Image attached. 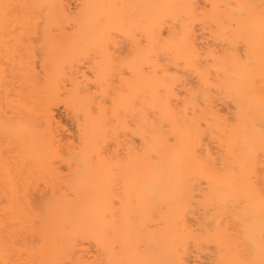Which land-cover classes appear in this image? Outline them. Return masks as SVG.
<instances>
[{
    "label": "bare ground",
    "instance_id": "6f19581e",
    "mask_svg": "<svg viewBox=\"0 0 264 264\" xmlns=\"http://www.w3.org/2000/svg\"><path fill=\"white\" fill-rule=\"evenodd\" d=\"M74 1L0 0V264H264V0Z\"/></svg>",
    "mask_w": 264,
    "mask_h": 264
},
{
    "label": "rangeland",
    "instance_id": "374dc122",
    "mask_svg": "<svg viewBox=\"0 0 264 264\" xmlns=\"http://www.w3.org/2000/svg\"><path fill=\"white\" fill-rule=\"evenodd\" d=\"M69 3H70V8L73 9L75 5V1L69 0ZM125 47H126L125 45L124 46L122 45L121 47L122 49L120 50L123 51ZM54 114H55L57 121H59L65 129L62 132V136L65 138H72L75 133V126H74L72 119L70 118L69 113L60 105L55 108Z\"/></svg>",
    "mask_w": 264,
    "mask_h": 264
}]
</instances>
